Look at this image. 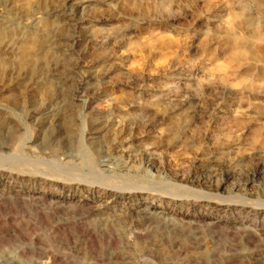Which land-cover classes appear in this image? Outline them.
Returning a JSON list of instances; mask_svg holds the SVG:
<instances>
[{"label":"rangeland","instance_id":"obj_1","mask_svg":"<svg viewBox=\"0 0 264 264\" xmlns=\"http://www.w3.org/2000/svg\"><path fill=\"white\" fill-rule=\"evenodd\" d=\"M0 264H264V0H0Z\"/></svg>","mask_w":264,"mask_h":264},{"label":"bare ground","instance_id":"obj_2","mask_svg":"<svg viewBox=\"0 0 264 264\" xmlns=\"http://www.w3.org/2000/svg\"><path fill=\"white\" fill-rule=\"evenodd\" d=\"M155 208H156L155 205L150 204L148 208L145 207L144 209H145L146 211H149V210H152V209H155Z\"/></svg>","mask_w":264,"mask_h":264}]
</instances>
